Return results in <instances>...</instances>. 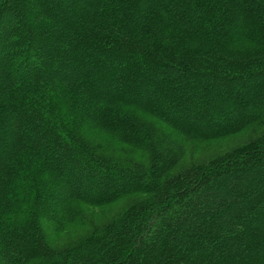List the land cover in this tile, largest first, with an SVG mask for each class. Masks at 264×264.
I'll use <instances>...</instances> for the list:
<instances>
[{"label":"trees","instance_id":"1","mask_svg":"<svg viewBox=\"0 0 264 264\" xmlns=\"http://www.w3.org/2000/svg\"><path fill=\"white\" fill-rule=\"evenodd\" d=\"M0 264H264V0H0Z\"/></svg>","mask_w":264,"mask_h":264}]
</instances>
